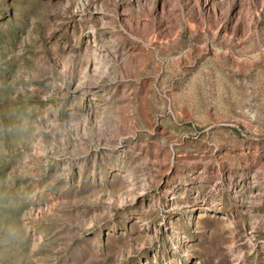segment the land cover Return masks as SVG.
<instances>
[{"label": "rangeland", "instance_id": "obj_1", "mask_svg": "<svg viewBox=\"0 0 264 264\" xmlns=\"http://www.w3.org/2000/svg\"><path fill=\"white\" fill-rule=\"evenodd\" d=\"M0 264H264V0H0Z\"/></svg>", "mask_w": 264, "mask_h": 264}]
</instances>
